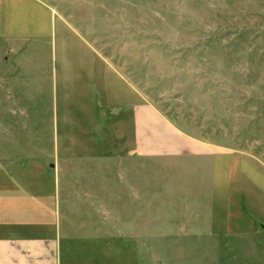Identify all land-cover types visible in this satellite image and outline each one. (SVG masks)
Segmentation results:
<instances>
[{
    "label": "rangeland",
    "instance_id": "374dc122",
    "mask_svg": "<svg viewBox=\"0 0 264 264\" xmlns=\"http://www.w3.org/2000/svg\"><path fill=\"white\" fill-rule=\"evenodd\" d=\"M40 1L52 36L20 55L25 101L4 106L22 116L0 127L52 124L93 145L107 99L129 96L112 72L134 104L196 143L195 155L130 156L133 180L117 191L131 188L146 212L102 253L117 264H264V0ZM35 109L45 117L28 116Z\"/></svg>",
    "mask_w": 264,
    "mask_h": 264
},
{
    "label": "crops",
    "instance_id": "0c3cea01",
    "mask_svg": "<svg viewBox=\"0 0 264 264\" xmlns=\"http://www.w3.org/2000/svg\"><path fill=\"white\" fill-rule=\"evenodd\" d=\"M46 6L40 0H0V118L22 116L4 104L25 101L16 91L26 68L20 55L32 41L52 36V12ZM73 36L98 58L84 36ZM110 74L129 96L117 92L107 99L97 115L93 145L59 137L52 124L0 127V264H117L111 253H102V245H115L117 229L132 230L131 215L147 208L133 204L131 188L117 191L118 179L133 180L130 156L197 152L196 143L183 138L157 109L134 104L131 92ZM28 101L40 102L36 96ZM28 113L45 117L43 109ZM118 151L127 159L118 160ZM118 165L124 166L123 174L118 175ZM119 213L129 215L120 226Z\"/></svg>",
    "mask_w": 264,
    "mask_h": 264
}]
</instances>
